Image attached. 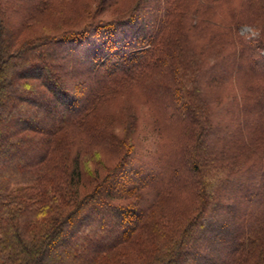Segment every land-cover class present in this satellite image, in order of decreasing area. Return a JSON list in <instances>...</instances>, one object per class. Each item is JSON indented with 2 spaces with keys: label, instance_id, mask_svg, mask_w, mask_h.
<instances>
[{
  "label": "trees",
  "instance_id": "16d2710c",
  "mask_svg": "<svg viewBox=\"0 0 264 264\" xmlns=\"http://www.w3.org/2000/svg\"><path fill=\"white\" fill-rule=\"evenodd\" d=\"M244 22L260 29L254 47L239 34ZM257 48L264 50V0H0V264H264ZM134 87L152 97L156 131L193 140L182 154L194 198L185 209L165 204L167 185L134 178L136 103L126 99L115 122L98 115ZM170 158H159L156 174L177 170ZM84 173L95 187L80 197ZM241 177L262 179L251 200L263 203L236 218L252 192L245 183L237 205L218 198ZM217 203L225 209L219 230L208 220Z\"/></svg>",
  "mask_w": 264,
  "mask_h": 264
},
{
  "label": "rangeland",
  "instance_id": "374dc122",
  "mask_svg": "<svg viewBox=\"0 0 264 264\" xmlns=\"http://www.w3.org/2000/svg\"><path fill=\"white\" fill-rule=\"evenodd\" d=\"M222 8H223V6H222ZM226 11H227V6L225 8H223V12H222V10H220L219 14L223 15L226 13ZM67 15H69V13ZM215 16H217V14H215ZM42 23H43V21H42ZM43 24H46V23H43ZM259 30L260 29L257 26V24H253V23L252 24H250V23L246 24L244 22L239 27V34L241 36H243L245 38V40L249 43V47H254V45H255L254 42L260 34ZM257 50H259V48H257ZM263 56H264V50H259V52L254 53V55L252 56V60L255 62L260 61L261 63H264V59H260V57H263ZM223 65H224L223 70H226L228 67L227 63H224ZM23 72L25 74H28L30 71L26 70ZM68 72H71V70L69 71V69L65 68L64 72H62V73L66 74ZM152 75H153V72H151L150 70L143 74L142 78L140 79L141 81H139L142 88L146 83H149V80L151 79ZM253 82L254 83H250V84H251V86L253 85L252 86L253 88H256L255 87V81H253ZM205 84H206V80L204 79L203 85H205ZM141 87H134L133 91L130 93V97L124 95L121 97L114 98V100H111V102L109 104H107L106 106L104 105L102 108H100L98 115L103 116V118H105V116H109L107 120L115 122L114 118L111 120V117H112L111 114L112 113L116 114V119L118 121L117 111H119L123 107V105L129 104V102H127L126 99H128L130 102L136 103L135 106H136L138 113L140 115V123L138 125L139 132H138V141H137V146H139V147L136 149V151L132 155V159H131V161H132L131 167H133V168L135 167L136 170L138 171V174L135 175L134 178L139 179L141 183L145 182V183L152 184V182L154 183V181H155V184L157 187H164L165 185H167L168 189L166 191L168 192V195L166 196L167 202L165 204L169 207H174L173 209H178L181 206H184V209H185L186 206H188V204L193 202L194 198H191L192 193L190 191L189 186L187 185L188 175L190 174V172H188V174H187L186 167L189 166V163H187L186 159H185L187 156L185 157V155H182V154L185 153V149L187 147H190V145L193 143V140L188 139L187 134H183V131L181 134H179V132L177 130H175V131L170 130V131H168V133L163 130V132L161 133L159 131H156L153 128L154 126L152 124V121H154L153 119L156 118V112L154 113L147 106L148 104L146 102V99H152V97L150 96L149 93H147ZM16 90L19 93L29 94L28 92H26L24 89H21V88H17ZM249 91H250V89H249ZM249 91H248V88L245 89L246 95H249ZM34 98H35V101L37 104H39V105L44 104L43 103L44 100H40L39 97H37V96H35ZM8 106L9 107H7V110H9V111L13 110V108L10 105H8ZM262 106L264 108V102L262 103ZM218 112H221L220 116L224 115V111L222 108L219 109ZM56 113L60 116H63L66 113H68V110L57 109ZM51 118H53V117H51ZM24 120L26 122H34L32 119L25 118ZM118 124L113 123L112 128L117 129ZM22 156L23 155L21 154L20 157H16L13 159L11 158L12 159L11 163L14 165L15 164L19 165L20 162H22L20 160ZM106 156L108 158V155H106ZM160 157H163L162 160H164V162H166L167 159L171 157L169 159V161L172 160L171 162L174 163L177 170L173 171L170 174H166V172H167L166 171L164 173L165 177L162 175L159 176L158 174H156V173L163 171V169H164L163 168L164 167L163 161H161L159 164V158ZM107 158H104L106 160V163L108 161H110ZM108 165H110V164H108ZM255 169L257 170L256 172L260 171L257 169V167ZM105 174H106V169L103 168V169H99L97 176L102 178ZM155 174H156V176H153ZM256 174H258V173H256ZM149 175H151V177ZM261 178H264V177H261ZM261 178H259L257 181L255 180V183L253 185L250 183V181L245 183L246 182L245 179H247L245 177L238 178L236 181L237 183H235V184L233 183L232 186H230V188H229L230 194L227 193V195H225V193H223V196H224L223 197L222 196V190H221L220 195H219L220 197L218 198V201L220 202L219 204H226L227 203L228 206H230L231 204L237 205V203L239 202V196L242 194L241 185H244V183H245V185L243 187L245 189L249 188L252 192H248L249 190L247 191L246 197L248 199H247V201L240 202L241 203L240 205L243 206L242 204H244V206L239 208V211H237V213L235 214V217L238 218V216L241 215L242 212H244L245 214H248V215L250 213H253L254 212L253 210L258 209L260 203H263V201L260 198L251 200V198L254 197L253 192H255V194H256V190L261 184V180H262ZM230 184H231V181H230ZM111 185L115 186V181H114V183L112 182ZM94 187H95L94 176L92 175L90 177L84 173V176L82 177V180H81V185L79 187L80 197L91 193L93 191ZM260 191L264 192V189L263 190L260 189ZM248 193H250V194L248 195ZM150 194H152V193H150ZM217 205H218V203H217ZM210 209H211V211L210 210L208 211V220L212 222V228L217 229V230L223 228V226H222L223 223L221 221V217H222V212L224 213L225 209L222 210V208H220L219 205L218 206L214 205L213 207H210ZM132 217H135V216L133 215ZM234 221H236V220H234ZM232 223H233V221H232ZM238 224L239 223L236 222L235 226H238ZM207 230H208L207 231V236H208L209 232L211 230H210V228H208ZM111 233L112 232L107 231V232H105V234L104 233L100 234L96 238V244L102 243L104 240V237H109V235H112ZM203 239H206V236ZM219 239L225 241V240H227V237H221L220 236V238H218V240ZM210 242L212 243L213 241H210Z\"/></svg>",
  "mask_w": 264,
  "mask_h": 264
}]
</instances>
